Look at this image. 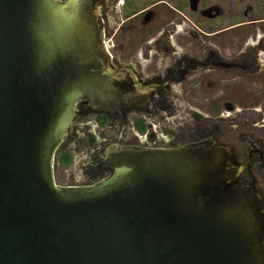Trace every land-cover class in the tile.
Masks as SVG:
<instances>
[{"label": "water", "instance_id": "water-1", "mask_svg": "<svg viewBox=\"0 0 264 264\" xmlns=\"http://www.w3.org/2000/svg\"><path fill=\"white\" fill-rule=\"evenodd\" d=\"M97 0H0V264H264V195L227 142L110 144L59 185L78 100L123 114L164 82L110 64Z\"/></svg>", "mask_w": 264, "mask_h": 264}, {"label": "flooded vegetation", "instance_id": "flooded-vegetation-1", "mask_svg": "<svg viewBox=\"0 0 264 264\" xmlns=\"http://www.w3.org/2000/svg\"><path fill=\"white\" fill-rule=\"evenodd\" d=\"M97 8L110 64L165 84L151 103L123 114L92 111L78 100L72 128L56 149L77 168L60 172L58 184H90L109 173L100 156L106 142L97 141L90 120L82 121L91 114L111 144L225 141L264 195V0H97Z\"/></svg>", "mask_w": 264, "mask_h": 264}, {"label": "rangeland", "instance_id": "rangeland-1", "mask_svg": "<svg viewBox=\"0 0 264 264\" xmlns=\"http://www.w3.org/2000/svg\"><path fill=\"white\" fill-rule=\"evenodd\" d=\"M249 106V105H247ZM77 116V115H76ZM76 116L74 117V119L71 121L70 123V126H69V130L68 132L70 131V128H72V124L76 118ZM87 120H90L89 123L91 124L90 128H91V131L95 133L96 135V139L97 141H100L101 143H103L102 141H105L106 143H108V145H106V143H103L104 146L102 148V152L105 148H107L111 142H113V139H112V136H105V134H101V132L104 130L105 131V127L104 126H97L93 120V116L91 114H89L88 116H83L82 118V121H86ZM68 132L65 134L64 138L62 139L61 143L66 139L67 137V134ZM106 134H109L108 131H105ZM105 137V140H102L103 138ZM110 143V144H109ZM113 144V143H112ZM57 150H55L54 152V156H53V161H52V165H53V178H54V181L56 184H58V182H64L63 179L59 178V173L63 172L64 174H69L70 171L73 169V167L75 168L76 166L74 164H65L63 163L60 158L58 156H60V154H58L56 152ZM102 152L100 154H102ZM81 153L79 154L78 151L74 152L73 156H76L78 157L79 156V160L81 159L80 157ZM79 167V166H78ZM77 168V167H76ZM76 171V170H75ZM60 184V183H59ZM260 187V186H259ZM262 191V190H261Z\"/></svg>", "mask_w": 264, "mask_h": 264}, {"label": "trees", "instance_id": "trees-1", "mask_svg": "<svg viewBox=\"0 0 264 264\" xmlns=\"http://www.w3.org/2000/svg\"><path fill=\"white\" fill-rule=\"evenodd\" d=\"M58 154H60V156H58L59 158H60V160L63 162V163H65V164H67V163H69L70 162V160H71V156L69 155V154H67V153H63V152H61L60 150H58V151H56Z\"/></svg>", "mask_w": 264, "mask_h": 264}]
</instances>
